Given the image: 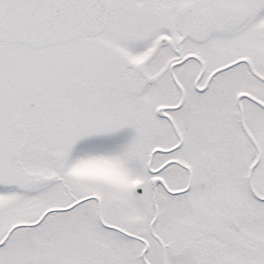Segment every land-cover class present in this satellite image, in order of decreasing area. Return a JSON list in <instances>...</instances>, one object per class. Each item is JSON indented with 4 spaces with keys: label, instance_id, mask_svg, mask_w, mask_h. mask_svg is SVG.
<instances>
[{
    "label": "snow or ice",
    "instance_id": "1",
    "mask_svg": "<svg viewBox=\"0 0 264 264\" xmlns=\"http://www.w3.org/2000/svg\"><path fill=\"white\" fill-rule=\"evenodd\" d=\"M0 264H264V0H0Z\"/></svg>",
    "mask_w": 264,
    "mask_h": 264
}]
</instances>
